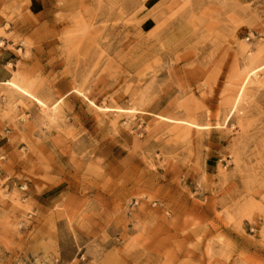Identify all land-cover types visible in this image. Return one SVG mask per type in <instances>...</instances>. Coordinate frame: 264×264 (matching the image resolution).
Wrapping results in <instances>:
<instances>
[{"label": "rangeland", "instance_id": "obj_1", "mask_svg": "<svg viewBox=\"0 0 264 264\" xmlns=\"http://www.w3.org/2000/svg\"><path fill=\"white\" fill-rule=\"evenodd\" d=\"M0 264H264V0H0Z\"/></svg>", "mask_w": 264, "mask_h": 264}]
</instances>
